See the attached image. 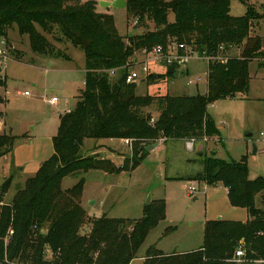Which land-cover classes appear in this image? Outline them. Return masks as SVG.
Returning a JSON list of instances; mask_svg holds the SVG:
<instances>
[{
  "label": "trees",
  "instance_id": "16d2710c",
  "mask_svg": "<svg viewBox=\"0 0 264 264\" xmlns=\"http://www.w3.org/2000/svg\"><path fill=\"white\" fill-rule=\"evenodd\" d=\"M241 1L246 12L232 16L230 0H125L127 13L136 20L133 25L148 26L145 32L122 36L113 15L97 11L96 0H0V37L6 38L8 30L15 27L20 35L28 36L37 54L69 59L37 26L48 33L57 29L61 38L83 50L85 58L84 87L75 109L59 116L52 155L24 181L9 203H3V197L12 178H5L0 185V264L131 263L149 231L164 219V201L147 204L140 218L102 214L88 220L80 203L83 179L68 189H62V180L76 171L133 169L147 156L145 146L160 138L218 139L209 104L248 92L249 63L264 57L263 37L251 35L254 20L262 15L251 0ZM169 13L174 19H169ZM171 39L210 57L206 92L137 94V85L125 82L135 53L165 46ZM232 47H241L240 54L229 55ZM9 50L13 51L12 47ZM218 55L225 59L213 58ZM122 67L118 79L111 81L109 71ZM176 72V67L167 66V74ZM154 76L149 74L147 82ZM4 83L0 78V85ZM152 103L159 112L153 123L150 115L141 113ZM86 138H130L131 156L116 166L98 154L83 155ZM15 139L0 133V157L12 150ZM196 178L209 186L225 185L231 205L246 208L248 218L207 220L202 244L194 250L165 254L152 244L145 250L143 264H234L229 259H234L240 243L242 259L264 260V211L254 204L255 196L264 192V178L248 177L246 156L227 161L214 153L208 155ZM87 223L88 232L81 233ZM47 247L51 260L44 258Z\"/></svg>",
  "mask_w": 264,
  "mask_h": 264
},
{
  "label": "rangeland",
  "instance_id": "374dc122",
  "mask_svg": "<svg viewBox=\"0 0 264 264\" xmlns=\"http://www.w3.org/2000/svg\"><path fill=\"white\" fill-rule=\"evenodd\" d=\"M100 1L103 0L97 1V11L113 15L120 35L130 36L147 30L146 23L133 25L134 19L125 7L104 8ZM250 3L262 15L254 20L251 35L263 37L264 49V0H251ZM245 12L243 1L230 0L232 16ZM169 19H174L172 13H169ZM149 28H152L150 23ZM37 29L69 59L39 55L31 49L26 34L20 35L15 27L8 30L6 39L14 47L13 51L7 48V58L0 66V78L5 80L0 85V95L4 99L0 102V133L11 134L16 139L12 150L0 157V185L5 178H12L3 203H9L24 181L34 176L40 165L52 155V138L60 123L59 116L75 109L84 87L83 50L61 38L57 29L50 33L40 26ZM240 52L241 47H232L228 54L239 55ZM134 58V64L129 67L141 77L134 83L139 95H195L207 90V62L196 55L186 65L176 67L177 76L167 74L166 64L154 61L153 57H144L137 52ZM146 58L150 69L147 76L155 74L153 81L148 82L142 72V62ZM108 74L114 81L121 72ZM249 74L248 92L239 97L217 100L207 108L219 130L218 139H199L194 141L192 149H188L186 139L164 141L160 138L152 143L154 147L145 150L147 156L133 169L112 173L90 169L63 178L62 189L71 188L83 179L80 203L88 220L102 214L136 219L143 216L147 204L164 201V219L149 231L130 264H143L145 250L152 244L165 254L199 248L207 220H246L248 217L246 208L231 205L225 185L219 182L209 186L196 176L203 171V158L214 153L227 161L246 156L248 177L264 178V136L261 135L264 133V57L250 61ZM196 77H199L198 81L194 80ZM188 80L194 81L187 84ZM51 97L57 98L55 104L50 103ZM141 113L150 115L151 123L159 115L155 103L141 109ZM124 140L86 138L81 153L98 154L116 166H122L125 159L129 160L132 146V139H128L129 143ZM198 141L201 145L196 147ZM254 147L256 151H253ZM263 194L255 196L254 204L264 211ZM149 197L151 201L148 203ZM89 227L90 223H87L81 233H87ZM170 227L173 229L165 233ZM42 231H46V227ZM43 254L47 260L53 258L48 247ZM229 261L264 264L262 259L237 261L231 258Z\"/></svg>",
  "mask_w": 264,
  "mask_h": 264
},
{
  "label": "built area",
  "instance_id": "2783aa9c",
  "mask_svg": "<svg viewBox=\"0 0 264 264\" xmlns=\"http://www.w3.org/2000/svg\"><path fill=\"white\" fill-rule=\"evenodd\" d=\"M136 23V20H133V24ZM9 43L4 37H0V66H2L3 60L7 58V48H9ZM223 48V47H220ZM142 55L144 57H153L154 61L164 63L166 66H175V67H181L187 64L189 59L196 55L198 59H205L206 62L210 59L208 56L200 55L197 51L192 50L190 46H188L185 42H179L177 40L171 39L165 46L157 45L153 47L150 50H143ZM218 60H224L225 57L223 56H216L213 57ZM147 59L142 62V72L144 74L149 73V66L147 64ZM135 58H132V61L134 62ZM122 68H114L109 71L110 74L116 73L117 71H120ZM141 78V77H140ZM139 74L134 71L132 68L128 67L126 70L125 75V82L126 83H135L137 80L140 79ZM195 81L199 80V77H196L194 79ZM194 80H188L187 84H191ZM27 94V92H25ZM57 102L56 97H51L50 103L55 104ZM69 111V110H68ZM264 136V133L261 134ZM125 143H129L128 139L124 140ZM194 146V140L190 139L186 141V147L188 149H192ZM264 151V150H263ZM191 190H194L191 188ZM244 256V247L240 243L235 252H234V259L233 260H242V257Z\"/></svg>",
  "mask_w": 264,
  "mask_h": 264
},
{
  "label": "water",
  "instance_id": "95a60500",
  "mask_svg": "<svg viewBox=\"0 0 264 264\" xmlns=\"http://www.w3.org/2000/svg\"><path fill=\"white\" fill-rule=\"evenodd\" d=\"M125 0H112V1H100V6L101 7H104V8H107V7H110V6H114V7H125ZM178 73H174V76H177ZM154 147V144L152 145H149V146H146V150H149L150 148ZM253 151H256V148L254 147ZM195 198V197H194ZM150 197L148 198V203L150 202ZM45 232V231H43Z\"/></svg>",
  "mask_w": 264,
  "mask_h": 264
},
{
  "label": "crops",
  "instance_id": "0c3cea01",
  "mask_svg": "<svg viewBox=\"0 0 264 264\" xmlns=\"http://www.w3.org/2000/svg\"><path fill=\"white\" fill-rule=\"evenodd\" d=\"M98 1V0H97ZM104 1H106V0H104ZM107 1H112V0H107ZM258 35V34H257ZM10 47H14V44H12V43H10ZM210 105V104H209ZM209 107V106H208ZM201 145V143L198 141V142H196V147H199ZM248 218V217H247ZM246 218V219H247Z\"/></svg>",
  "mask_w": 264,
  "mask_h": 264
}]
</instances>
